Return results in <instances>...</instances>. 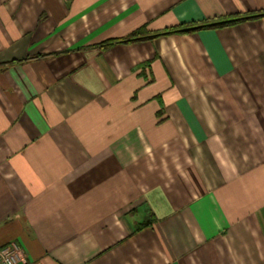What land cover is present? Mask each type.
<instances>
[{
    "label": "crops",
    "instance_id": "0c3cea01",
    "mask_svg": "<svg viewBox=\"0 0 264 264\" xmlns=\"http://www.w3.org/2000/svg\"><path fill=\"white\" fill-rule=\"evenodd\" d=\"M254 10L0 0V248L18 242L26 264H264V17L125 41Z\"/></svg>",
    "mask_w": 264,
    "mask_h": 264
},
{
    "label": "trees",
    "instance_id": "16d2710c",
    "mask_svg": "<svg viewBox=\"0 0 264 264\" xmlns=\"http://www.w3.org/2000/svg\"><path fill=\"white\" fill-rule=\"evenodd\" d=\"M261 17H264V10H254L251 12L241 13L233 16H225L221 19L207 20L202 22L180 23L178 25H174L152 33H146L144 28H140L134 31L129 37H127L125 41H134L174 33H188L203 28L231 25L249 19H256ZM143 226L144 225H140L137 229L142 228Z\"/></svg>",
    "mask_w": 264,
    "mask_h": 264
},
{
    "label": "built area",
    "instance_id": "2783aa9c",
    "mask_svg": "<svg viewBox=\"0 0 264 264\" xmlns=\"http://www.w3.org/2000/svg\"><path fill=\"white\" fill-rule=\"evenodd\" d=\"M26 264L27 255L18 242L0 248V264Z\"/></svg>",
    "mask_w": 264,
    "mask_h": 264
}]
</instances>
